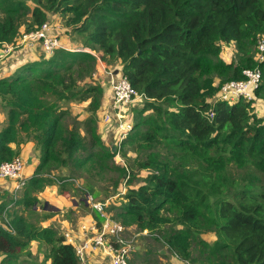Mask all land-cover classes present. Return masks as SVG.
Wrapping results in <instances>:
<instances>
[{
  "label": "trees",
  "instance_id": "trees-1",
  "mask_svg": "<svg viewBox=\"0 0 264 264\" xmlns=\"http://www.w3.org/2000/svg\"><path fill=\"white\" fill-rule=\"evenodd\" d=\"M30 1L32 9L25 0H0V50L14 45L21 26L29 31L49 21L50 12L69 13L66 24L84 34L89 50L58 48L0 77L7 113L0 164L18 156L27 140L40 156L23 195L0 204V264H80L52 226L31 223L14 206L33 207L38 200L31 193L52 177L71 183V177L54 176V169L109 167L116 148L97 131L103 85L87 82L102 62L111 72L120 65L143 100L132 108L121 144L143 154L133 163L148 171L138 185L137 174L129 173L111 217L157 230L176 258L190 264H264V120L251 101L215 100L221 84L243 79L242 70L255 66L261 71L255 94L264 95V61L255 59L257 39L264 36V0ZM230 42L236 59L225 62L221 44ZM68 99L88 100L84 135L64 123L67 112L58 102ZM233 167L249 169L236 178ZM8 202L13 208L5 210ZM31 242L40 260L31 256Z\"/></svg>",
  "mask_w": 264,
  "mask_h": 264
},
{
  "label": "rangeland",
  "instance_id": "rangeland-1",
  "mask_svg": "<svg viewBox=\"0 0 264 264\" xmlns=\"http://www.w3.org/2000/svg\"><path fill=\"white\" fill-rule=\"evenodd\" d=\"M29 9H32L34 4L30 0H25ZM2 14L0 12V18ZM69 17V13H49L48 20L51 23H55L58 25L57 33L60 39V43L62 46L67 47L71 50H75L76 48H82L84 50H89L88 48L83 47V36L84 34H80L72 26H68L67 20ZM20 30L23 31V27H20ZM20 31V33H21ZM20 37V34H19ZM222 51H221V59L226 61H235L236 59V47L233 42L223 43ZM94 52L97 57H99L100 51L94 49ZM2 56L0 57V71L11 70L13 65H15L18 59L13 60V55L15 54L18 58H31V57H47V55L41 50L40 46L36 45L32 48L28 46H24L17 40L14 45L6 44L0 50ZM105 65L104 62H102ZM112 68H121L118 64H113ZM105 69V68H104ZM103 70V69H102ZM99 71L96 66L95 70L92 72L90 78L88 79V83L95 82H103V84L108 88L109 91H112L111 88V80L112 76L115 77L116 74L111 73V71L103 72ZM95 74V75H94ZM99 74V75H98ZM217 82V80L215 81ZM83 83H78V87L81 88ZM257 105L254 107V111L256 115L264 120V95L262 97L256 98ZM59 103L60 109L67 112V115L64 118V123L66 126L71 127L75 126L80 129L82 134H85V120L88 119L90 115V111L88 109V100L87 99H68L62 100ZM143 100L141 98H137L131 101L129 104L119 107L116 109L118 114H121V119L126 123H130L133 116L132 108L141 107ZM101 111L97 115V131L100 135L101 140L106 146L111 148L115 147L116 151L111 161L109 162V167L105 170L100 171L97 168H94L92 164L88 163L79 171H75L72 166L67 165L63 167H59L54 169L51 173L54 176H68L73 180L71 183H67V188L70 191V194L75 199L79 200L81 205L79 206V210L83 213V201H85V193L92 196L93 201H101L106 203L105 210L106 212L114 216L115 207L119 205L121 199L120 197L126 191L125 181L128 178L129 173H136L137 177L134 179V184L138 185L142 183L144 177L147 174V170H137L133 161L136 158L140 157L143 154L138 153L134 150L133 147L129 145H123L119 140L122 137V133L125 132L121 130L117 124V117L114 113V108L110 109L108 104H104L103 101L101 103ZM1 111L6 113V108L0 100V113ZM108 114L110 119L105 120V115ZM7 119V113H6ZM6 121H4L0 128L2 129L6 125ZM126 133V132H125ZM83 134V135H84ZM125 152V154L123 153ZM164 155L169 156V153H166V150L162 149L161 151ZM249 167L244 169L233 167L231 173L234 177L239 178L243 173L248 172ZM253 173H257L254 168ZM55 185L54 182L47 184V186ZM57 186V191L61 193V186ZM24 190V188H23ZM23 190H21L20 196L23 195ZM35 193H31V196H35ZM5 197V195H2ZM69 208H71L72 200L68 201ZM44 205V201H38L34 204L33 207H24L23 205H15L16 211L18 213H22L31 223L40 226V221L44 219L48 214L44 212H40V208ZM90 207V206H89ZM90 209V208H89ZM70 213V210H68ZM92 211V215H94ZM51 214L52 212H48ZM122 222L121 220H118ZM123 223V222H122ZM126 238L131 239V243L136 247V249L131 253L130 262L131 264H190V262H185L180 259H177L173 252L167 248L165 245L162 236L157 230H149V229H140L135 224L126 223ZM202 239H205L208 242H212L214 240V236L209 234L202 233L200 235ZM194 246H192L193 248ZM33 247L32 249H34ZM191 248V250H192ZM160 251H163L161 254ZM195 249L192 250L193 256L195 255ZM31 256L40 260L42 258V254L38 250H32ZM48 262V261H47ZM46 262V264H47Z\"/></svg>",
  "mask_w": 264,
  "mask_h": 264
},
{
  "label": "built area",
  "instance_id": "built-area-1",
  "mask_svg": "<svg viewBox=\"0 0 264 264\" xmlns=\"http://www.w3.org/2000/svg\"><path fill=\"white\" fill-rule=\"evenodd\" d=\"M57 29V24L45 21L39 27L29 31H21L18 40L29 48L36 45L40 46L41 50L49 56L58 48H67L61 45ZM75 50L84 49L76 48ZM1 56L2 53H0ZM255 59L264 61V36L257 39ZM242 73L244 75L243 79L228 80L221 84L215 100H222L231 104L239 99H244L253 103L257 98L255 89L260 84L261 71L259 67L255 66L243 69ZM111 88L112 108H114L113 110L117 117V124L121 130L127 132L131 125L121 119L122 116L117 113L116 109L129 104L137 98H141V96L130 86L127 78L121 73L116 74L114 78L112 76ZM209 116H212L211 112H209ZM105 117V120L110 119L108 114ZM125 132L122 133L119 144L124 139ZM24 165L25 161L20 155L0 164V179H7L12 182L11 199L13 202L19 198L20 192L27 181V177L23 174ZM86 201L95 210L98 219L80 225V229L83 232L80 238L73 237L69 232L61 234L65 242L73 246L80 264H83L91 253H96L106 258L109 264H131V253L136 247L131 243V239L126 238L127 227L106 212V203L93 201L92 196L89 194L86 196ZM13 202H10L5 210L12 207Z\"/></svg>",
  "mask_w": 264,
  "mask_h": 264
},
{
  "label": "crops",
  "instance_id": "crops-1",
  "mask_svg": "<svg viewBox=\"0 0 264 264\" xmlns=\"http://www.w3.org/2000/svg\"><path fill=\"white\" fill-rule=\"evenodd\" d=\"M12 57L13 60L18 59L17 63L13 65V67H11L12 69L10 71L9 70L0 71V77L10 76L14 71V69L18 68L26 60V58L24 59V58L16 57L15 54ZM98 69L99 71L103 69L102 71L106 72L103 65H99ZM101 83L104 89L103 103L104 104L107 103L108 107L112 109V91H109L102 81ZM256 100L252 103L254 107L257 105ZM5 116L6 113L1 111L0 125L7 120ZM11 147H15V144H11ZM19 155L25 161L23 174L28 179L34 174L35 168L40 162V156L38 155V151L35 150L34 148V143L30 140L20 143ZM52 178L54 179L53 182L55 183V185L57 184L61 186V193L57 191V186L55 185H51V186L46 185L41 191L35 193V196L38 201H42V200L44 201V205L40 208V212H44L45 214H48L44 219L40 221V226L43 227L52 226L59 234H62L63 232H69L73 237L80 238L82 237L83 234L82 230L80 229V225L83 223H90L93 220L98 219V215L86 200L83 201V208H82L83 213H81V210H79L80 208L79 206L81 205L80 201L72 197L69 189L66 187L68 181L64 183H59L57 182V179H55V177ZM11 188H12L11 181L7 179H0V204L3 201L6 200L8 201V199H11ZM2 195H5V197H2ZM87 195L88 194L85 193V199ZM71 200H72V204H71L72 206L71 208H69L68 201ZM9 203L10 202H8L7 205ZM14 208L16 209V206H14ZM49 210L50 212H52L51 214L48 213ZM68 210H70V213L68 212ZM92 211H94L93 212L94 215H92ZM33 247L35 248L32 249ZM31 250H36V242H31ZM83 264H109V263L108 260L102 257L101 255L96 253H91L87 256V259Z\"/></svg>",
  "mask_w": 264,
  "mask_h": 264
},
{
  "label": "water",
  "instance_id": "water-1",
  "mask_svg": "<svg viewBox=\"0 0 264 264\" xmlns=\"http://www.w3.org/2000/svg\"><path fill=\"white\" fill-rule=\"evenodd\" d=\"M113 73H114V74H118V73H119V69H115V70L113 71ZM161 253H163V251H161Z\"/></svg>",
  "mask_w": 264,
  "mask_h": 264
}]
</instances>
